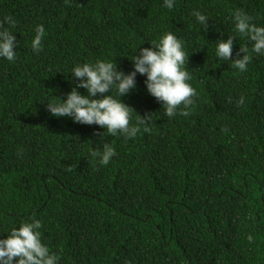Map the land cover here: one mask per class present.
<instances>
[{
	"label": "trees",
	"instance_id": "1",
	"mask_svg": "<svg viewBox=\"0 0 264 264\" xmlns=\"http://www.w3.org/2000/svg\"><path fill=\"white\" fill-rule=\"evenodd\" d=\"M236 8L264 24V0H0V19L17 20L16 59L0 58V238L36 216L59 264H264V56L243 73L214 57ZM38 23L46 34L33 53ZM165 31L190 52L195 103L163 115L138 73L120 99L151 115L148 131L104 136L117 154L99 165L90 153L103 129L53 117L46 99L71 90L74 63L113 57L131 71L125 54ZM242 42L233 37V56Z\"/></svg>",
	"mask_w": 264,
	"mask_h": 264
},
{
	"label": "clouds",
	"instance_id": "2",
	"mask_svg": "<svg viewBox=\"0 0 264 264\" xmlns=\"http://www.w3.org/2000/svg\"><path fill=\"white\" fill-rule=\"evenodd\" d=\"M162 4L172 9L175 0H162ZM191 16L202 28L210 18L199 9H194ZM230 20L233 34L215 40L214 57L219 61H231L232 67L243 73L253 55L264 56V24L256 23L252 15L240 8L231 11ZM16 24L11 14L0 19V58L9 62L17 55V41L13 35ZM33 33L29 46L33 53H38L43 47L45 26L35 24ZM233 37L243 38L235 56L232 55ZM149 43L151 47H141L137 51V44L131 50L133 54H125L132 62V70L127 73L117 68L113 57L74 63L69 70L74 79L71 90L64 98L51 96L52 99H46V108L53 117L67 116L73 122L95 124L103 129L99 134L101 142L90 153L99 165H107L117 154L110 140L103 142L104 136L130 139L142 126L148 131L147 118L151 115H138L120 99L136 87L138 73L145 77L143 83L148 94L160 102L163 115L169 118L178 113L187 115L195 103L197 90L189 82L191 77L186 64L190 52L186 51L184 41L174 31H165L158 40ZM81 87L84 93L78 90ZM244 100L241 95L236 103L242 105ZM133 114L139 119L133 120ZM42 227V220L36 216L11 227L7 235L0 238V264H59L60 256L44 241ZM247 239L251 241L252 235Z\"/></svg>",
	"mask_w": 264,
	"mask_h": 264
}]
</instances>
